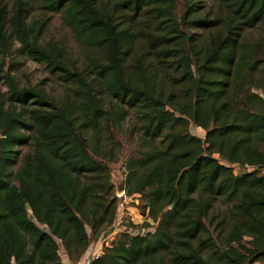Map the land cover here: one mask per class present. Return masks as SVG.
<instances>
[{
    "label": "trees",
    "instance_id": "16d2710c",
    "mask_svg": "<svg viewBox=\"0 0 264 264\" xmlns=\"http://www.w3.org/2000/svg\"><path fill=\"white\" fill-rule=\"evenodd\" d=\"M42 1L48 11L60 8L62 24L80 45L103 51L97 75L109 102L103 108L91 81L70 70L52 45L35 41L17 0L11 34L20 52L72 79L77 98L67 90L54 104L5 75L0 264H62L57 241L77 260L90 237L113 224L116 197L102 160L115 158L102 134L127 118L138 142L122 188L127 196L139 194L156 224L142 235L121 233L88 264H264V100L251 91L264 87L251 77L264 60L258 43L242 35L264 24V0H215L222 27L200 49L190 28L210 29L215 22L192 16V0H183L178 22L169 17L175 0ZM126 10L131 17L153 11L172 27L168 34L156 27L139 41L116 21L114 14ZM0 52H8L1 22ZM168 62L174 66L169 72L163 69ZM190 124L204 137L191 134ZM28 142L31 153L12 172L17 148ZM215 198L227 205L219 218L209 213ZM215 218L218 229L211 231Z\"/></svg>",
    "mask_w": 264,
    "mask_h": 264
},
{
    "label": "rangeland",
    "instance_id": "374dc122",
    "mask_svg": "<svg viewBox=\"0 0 264 264\" xmlns=\"http://www.w3.org/2000/svg\"><path fill=\"white\" fill-rule=\"evenodd\" d=\"M16 1L17 0H0V22L3 31L7 36L8 48L7 53L0 52V93L4 95L6 92L7 85L5 75H8L13 78L14 82L19 87H29L39 90L54 104L61 101L67 90L70 92L71 97L76 99L77 95L72 91V89H75L76 83L73 82L72 79L64 78L66 76H64L62 72L53 71L47 62H36L20 52V45L15 40L14 35L11 34V17L15 10ZM18 1L20 3L21 15L25 24L33 28L35 41L45 47H47V45H52L57 52H60L65 58V63L70 70L79 71L87 81H91L92 85L95 86L94 92L96 97L102 104V107L107 108L109 99L105 91H103L104 89H102V79L97 75L99 71L98 63H103L105 61L103 51L96 48L86 49L80 45L69 28L62 24L60 19V8L54 12L48 11L42 0ZM173 6L172 15L169 17L178 22L179 16L185 11L183 0H175ZM105 7L109 10L112 9L110 2L106 3ZM191 12L192 16L196 15L205 17L206 19L215 22L210 29H202L200 27L195 29L190 28L191 39L194 45L200 49V46H204L208 39L222 27V10L218 7L215 0H192ZM131 13V11L126 10L123 14L116 12L114 15L117 17L116 21H121L124 25L130 27L135 34L136 39L139 41L145 39V35L148 32L153 31L156 27L158 30L160 29L167 32V34L170 27H172V23L170 24L169 20H165L164 16L155 15V12L153 11L145 10L143 12H137L132 17ZM242 35L251 43V45L258 43L260 48L258 56L264 60V24L260 23L253 28H245L242 31ZM138 52L140 53L141 51L138 50ZM154 56L155 53L153 54V59L156 61ZM261 64L263 63H259L255 71L251 74L255 83L261 81L264 82V66L262 67ZM172 68H174L172 62L163 65V69L168 72L171 71ZM256 90H260L262 94H264L261 87L254 91ZM34 102L35 101L32 103ZM31 107H34V105ZM14 109L17 110V105H14ZM131 121L132 118H127V121H124L120 127H110L109 130L104 131L102 134L104 148L107 149L112 146V152L115 158L113 161L102 160L108 167L109 181L112 185L113 195H115L116 188L123 184L122 182L126 174L125 163L127 158L131 154H136L135 150L138 141L136 136L130 131L129 125L131 124ZM24 122L27 126L32 125V122L28 117L24 119ZM188 129L191 134L200 138L204 137V132L201 128L190 124ZM25 132L30 135L32 130L28 128ZM29 140H31L30 137ZM17 152L15 162L10 166L12 172L16 169L19 158L22 155L31 153L30 143L28 142L27 144L19 146ZM214 157L217 156L214 155ZM262 171L264 172V170ZM125 196L126 197L123 199L122 197L115 196V214H119V217L115 221L116 229L111 230L113 226L112 224L109 228L95 235V237H90L89 244H94L98 240L100 247L98 255L102 253L103 247L110 246V244L115 241L121 233H127L126 231L129 228L132 229L130 230V233H133L134 231L136 232L137 229L138 231L146 229V231L152 232L155 227L156 223L148 216L147 209L143 207L144 201L140 198L139 194L136 193ZM226 210L227 205L221 199L215 198L212 201L209 213H218L217 216L219 218L222 216L221 213ZM216 220L217 218L212 221L209 230L216 231L218 229V225L215 224ZM122 226H124L125 229ZM39 227H42L45 230L43 225H39ZM84 228L86 232L89 233V227L86 224L84 225ZM102 239H105L106 241L103 242ZM57 243V254L61 262V256L66 253L61 243L58 241ZM106 243H108V245H105ZM79 258L80 256L78 259ZM74 260V258L69 259L71 263L77 261ZM252 264L262 263L260 261H255Z\"/></svg>",
    "mask_w": 264,
    "mask_h": 264
},
{
    "label": "built area",
    "instance_id": "2783aa9c",
    "mask_svg": "<svg viewBox=\"0 0 264 264\" xmlns=\"http://www.w3.org/2000/svg\"><path fill=\"white\" fill-rule=\"evenodd\" d=\"M259 89V88H258ZM264 92V87L261 88ZM255 90V89H254ZM253 89L251 90L253 93H256L259 97H261L263 100H264V94H262V92L259 90V91H254ZM245 168L249 169L247 166H244ZM115 196H118V197H122L125 198V194H124V190L122 188L121 191L115 193ZM119 217V214H115V217H114V221H113V226H112V229H116V225H115V221L117 220V218ZM124 228V226H122ZM125 229V228H124ZM127 230V229H126ZM130 230H132L131 228H129L126 232L127 234H130V235H142L144 234V232H148L146 231V229H141V231H137L133 232V233H130ZM102 241H106L105 239H102ZM95 243H98V240L95 242ZM101 243V241H100ZM99 245V244H98ZM105 245H108V243H106ZM98 256V252L95 251V246L92 245V244H89L88 247L86 248V250L80 255V258L73 264H88L90 260H92L93 258L97 257Z\"/></svg>",
    "mask_w": 264,
    "mask_h": 264
},
{
    "label": "crops",
    "instance_id": "0c3cea01",
    "mask_svg": "<svg viewBox=\"0 0 264 264\" xmlns=\"http://www.w3.org/2000/svg\"><path fill=\"white\" fill-rule=\"evenodd\" d=\"M91 244H93V243H91ZM93 245L95 246V251H98V253H99V251H100L99 248H100V247H99L98 243H94ZM61 263H62V264H73V263H71V262L69 261V259L67 258L66 254L63 255V256H61Z\"/></svg>",
    "mask_w": 264,
    "mask_h": 264
},
{
    "label": "water",
    "instance_id": "95a60500",
    "mask_svg": "<svg viewBox=\"0 0 264 264\" xmlns=\"http://www.w3.org/2000/svg\"><path fill=\"white\" fill-rule=\"evenodd\" d=\"M121 190H122V185H119V186L116 188L115 193H117V192H119V191H121Z\"/></svg>",
    "mask_w": 264,
    "mask_h": 264
}]
</instances>
